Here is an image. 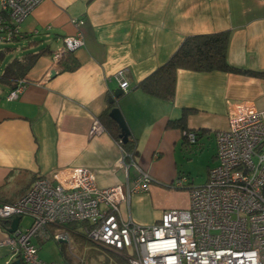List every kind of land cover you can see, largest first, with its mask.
<instances>
[{
    "label": "crops",
    "instance_id": "crops-1",
    "mask_svg": "<svg viewBox=\"0 0 264 264\" xmlns=\"http://www.w3.org/2000/svg\"><path fill=\"white\" fill-rule=\"evenodd\" d=\"M72 18L84 21V43L66 56L78 63L69 70L62 61L53 64L51 53L61 47L62 37L77 31ZM20 29L22 36L13 42L22 54L45 52L25 75L27 83L17 98L7 100L10 87L0 84V204L16 200L37 175L51 176L69 167L90 169L101 188L126 182L116 140L105 128L89 134L94 119L103 126L101 115L119 87V70L128 87L114 107L135 140L134 161L153 179L149 190L132 194L120 212L123 219L141 225L157 222L166 209L187 206L186 189L165 187L181 175L180 154L191 146H212L209 169L216 163L213 131L227 126L236 104L248 100L264 108V78L245 74L179 68L168 100L139 87L184 38L198 34L227 31L228 62L264 70V0H43ZM180 117L182 126L169 122ZM184 129L197 131L195 144L183 138ZM133 175L130 169V180ZM185 186L198 185L188 176ZM8 226L0 224V240L10 234ZM34 242L41 259L63 261L61 254L41 250L43 241ZM10 256L8 247L0 246V264Z\"/></svg>",
    "mask_w": 264,
    "mask_h": 264
},
{
    "label": "built area",
    "instance_id": "built-area-1",
    "mask_svg": "<svg viewBox=\"0 0 264 264\" xmlns=\"http://www.w3.org/2000/svg\"><path fill=\"white\" fill-rule=\"evenodd\" d=\"M42 1L0 0V43L22 36L21 22ZM71 22L77 31L62 37L61 47L51 53L55 65L84 43L83 19L72 18ZM115 76L126 91L123 71ZM26 83L18 79L5 98H17ZM103 130L94 119L89 134ZM213 135L216 163L208 169L206 181L186 188L188 177L177 175L165 187L186 189L187 206L166 209L149 225L121 216L120 205H129L134 193L147 192L153 179L119 142L125 183L98 187L94 173L86 167L37 175L16 200L0 204V219L30 218L28 226H18L0 240V246L10 250L5 264L15 259L24 264H69L41 259L34 241L53 239L72 255L69 232L64 229L70 223H80V232L91 243L124 253L128 264H264V108L248 100L238 102L228 114L227 126L214 130ZM183 137L195 144L197 131L185 130ZM130 169L134 171L131 180ZM51 226L58 228L51 231ZM76 257L75 264H83Z\"/></svg>",
    "mask_w": 264,
    "mask_h": 264
},
{
    "label": "trees",
    "instance_id": "trees-1",
    "mask_svg": "<svg viewBox=\"0 0 264 264\" xmlns=\"http://www.w3.org/2000/svg\"><path fill=\"white\" fill-rule=\"evenodd\" d=\"M227 43V31L188 36L183 39L178 48L165 63L155 69L148 77L139 83V87L148 94L162 99H171L175 90L176 71L179 68L203 72L219 70L264 78V70H251L231 65L227 60ZM13 50L14 47L12 46L0 49V60L3 59L5 54ZM44 52L45 49L42 48L36 51H27L20 57L12 58L4 65L0 73V84L7 85L12 89L18 79H25L27 72L34 66L37 59ZM71 53L72 52L65 53L60 60V62L62 61L61 64L64 68L69 70H73L78 66V63L75 60L66 57ZM111 96L112 95H110V97ZM120 97L121 95L118 98ZM118 98H115L112 103H109L107 111L101 115V117L103 116L105 118L103 121V129L105 128L116 142L120 143L126 152L133 153L135 150V140L128 137L125 142L122 141L119 136L120 129L118 125L108 115V111L114 107V103ZM169 122L182 126L184 118L180 117L175 120H170ZM9 223L10 221L8 219H0V224L4 227ZM18 226L20 227L19 224ZM80 226V223H70L64 226V229H66L78 242V247L84 250L86 249V244L90 243V241L83 239V234L80 232ZM51 231H53V229ZM57 246L63 260L67 261L69 264H75L68 254L66 247L64 245ZM88 248L89 247H87L86 250H90ZM86 257L88 258L89 255H86ZM117 257L114 260L117 261L118 264H128L126 256L120 255ZM81 259L83 264H86V260L89 262L88 259L85 260L83 257H81ZM20 264L24 263L20 261Z\"/></svg>",
    "mask_w": 264,
    "mask_h": 264
},
{
    "label": "rangeland",
    "instance_id": "rangeland-1",
    "mask_svg": "<svg viewBox=\"0 0 264 264\" xmlns=\"http://www.w3.org/2000/svg\"><path fill=\"white\" fill-rule=\"evenodd\" d=\"M11 44L15 43H0V49H3L7 46H13ZM14 46H16L14 50L5 54L3 59L0 60V73L7 62H9L12 58L18 57L22 54L21 46L16 44ZM199 148L195 149L193 148V146H191V149L185 151V153L180 154L179 162L177 163L178 167L180 168L179 170L181 175H185L186 177L189 176L191 178L192 183L195 185H200L204 183L206 176L208 175L207 160H210V152L212 150V146L210 149ZM29 223L30 218L28 217H23L20 221V225L22 227L29 225ZM57 228L58 227L56 226L50 227L51 230H56ZM69 236L71 240V246L73 247L72 251L74 253L70 255V257L73 261L76 260V256H79L83 257L85 260H89V262L86 260V264H118L117 261H115L114 259L120 255L124 256V253L115 252L103 246L93 244L91 242L86 244V249L87 247H89L88 249L90 250H82V248L78 247V242L72 237L70 233ZM82 237L83 239H86L84 235ZM47 244L49 245V247H46ZM43 245L45 246L41 250L47 251V249H50L52 253L57 254L60 257V252L58 251L57 243L53 239L43 240ZM86 255H89L90 259L89 257L87 258Z\"/></svg>",
    "mask_w": 264,
    "mask_h": 264
},
{
    "label": "water",
    "instance_id": "water-1",
    "mask_svg": "<svg viewBox=\"0 0 264 264\" xmlns=\"http://www.w3.org/2000/svg\"><path fill=\"white\" fill-rule=\"evenodd\" d=\"M54 74H55L54 70L50 71V76H52ZM122 93H123V90L120 87L115 88L113 93H112V96L109 97V99H108L109 103H112L114 101V99L118 98L120 95H122ZM108 115L118 125V127L120 129L119 136L122 139V141L125 142L129 136V130H128V127L125 123V120H124L123 115L121 114L119 108L117 106L113 107L109 111ZM20 219H21L20 216H14L10 220L9 226L6 228L9 233H12L17 229ZM9 264H20V261L18 259H15L12 262H10Z\"/></svg>",
    "mask_w": 264,
    "mask_h": 264
}]
</instances>
